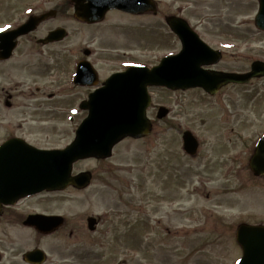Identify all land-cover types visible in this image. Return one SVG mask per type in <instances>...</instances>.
I'll return each mask as SVG.
<instances>
[{
    "label": "rangeland",
    "instance_id": "obj_1",
    "mask_svg": "<svg viewBox=\"0 0 264 264\" xmlns=\"http://www.w3.org/2000/svg\"><path fill=\"white\" fill-rule=\"evenodd\" d=\"M48 1L42 9L66 0ZM156 1L159 14L153 17L112 12L95 26L68 16L44 24L41 33L55 25L67 30L66 38L56 45L57 56L47 61L50 79L60 84L67 80L71 61L66 53L73 50L81 56L84 48L95 53V66L104 73L136 62L156 64L179 48L166 33L164 16L169 14L183 17L206 43L220 49L223 57L215 69L243 72L249 68V57L264 60V33L253 24L256 0ZM6 18L0 13V23ZM9 66L0 69V88L16 82L23 84L21 89L33 88V82L39 85L38 77L26 73L25 78L10 79L4 73ZM82 91L75 92V106ZM150 92L147 115L155 120L153 133L122 140L109 159L78 164L76 170L92 171L95 181L83 192L58 194V214L73 226H79L87 214L104 217L99 232L73 241L44 243L50 255L46 264H65L61 261L66 258L68 264H234L241 255L235 241L237 225L264 223V179L249 178L246 168V143L255 145L264 130V78L226 87L214 97L199 89L153 88ZM28 100L18 97L8 109L0 96V137L7 129L21 126L35 132L30 139L36 137L39 144L45 140L60 147L67 144V112L36 111L26 105ZM56 102L60 105V99ZM158 106L170 110L162 120L155 118ZM85 116L81 111L73 121L78 123ZM185 129L201 141L195 159L181 150ZM232 149L234 173L223 177L214 163ZM28 240L10 239L4 249L15 254L31 247ZM14 262L23 264L19 257Z\"/></svg>",
    "mask_w": 264,
    "mask_h": 264
},
{
    "label": "water",
    "instance_id": "obj_2",
    "mask_svg": "<svg viewBox=\"0 0 264 264\" xmlns=\"http://www.w3.org/2000/svg\"><path fill=\"white\" fill-rule=\"evenodd\" d=\"M76 19L93 23L101 21L108 10L117 9L131 14L152 11L156 6L152 0H72ZM32 18L11 35L26 34L41 21ZM171 31L181 42V51L174 56L164 57L157 66H131L124 72L116 73L107 79L105 86L92 93L83 102L81 109L88 115L76 131L74 140L62 150L41 151L26 145L20 140H11L0 147V203L13 204L18 198L29 196L42 190H63L68 186L85 188L90 181L89 173L71 176L72 164L80 159L110 157L112 148L123 138H141L150 132V122L146 108L150 97L147 86L166 87L171 90H186L200 87L213 95L228 83L243 84L252 77L264 76V64L254 62L245 74L222 73L202 69L218 62L220 54L209 49L178 18L167 19ZM255 25L264 31V0L255 17ZM64 31L58 29L49 34L44 42L58 41ZM2 58L6 57V55ZM88 63L78 64L75 82L88 80L92 84L93 73ZM168 110L160 107L157 118L165 117ZM183 149L194 155L197 141L190 132L182 137ZM254 175L264 174V140H261L250 160ZM34 220L38 227L54 228L62 223L61 218H49L46 222ZM43 219V218H42ZM92 230V219H88ZM236 242L242 256L235 264H264V226L241 224L237 228ZM39 252L25 255L26 260L40 262Z\"/></svg>",
    "mask_w": 264,
    "mask_h": 264
},
{
    "label": "flooded vegetation",
    "instance_id": "obj_3",
    "mask_svg": "<svg viewBox=\"0 0 264 264\" xmlns=\"http://www.w3.org/2000/svg\"><path fill=\"white\" fill-rule=\"evenodd\" d=\"M3 1H6V3H2ZM0 2V13L7 16V18L4 20V22L0 23V31H8L11 29H15L18 26H20L23 22H25L29 17L36 16V15H42V14H49L50 16L42 21L37 28L25 35L17 38L14 49L12 50L10 56L7 59H0V69L2 67L12 64V67L9 69L6 73L7 76H10L14 78L16 76L17 79L25 78L26 75H29L30 77H38L39 78V85H36L35 82H33V88L31 85L26 87V89H21V85L19 82H16L13 87L0 88V96L3 97L4 104L7 105L8 109H11L14 107L15 99L18 97H24L29 99L27 101V106H31V108L35 109L36 111L41 112H53L55 115L58 114H64V112H67V118H68V128L67 132L70 136V141L65 144L64 146L60 147L58 144H48L47 140L43 142L44 144H39L38 139L36 137L30 139L31 136H36L35 132H28L26 130H23L21 126L15 128V129H7L4 133L5 135L3 137H0V146L4 144L6 141L10 140H20L23 141L39 150H54V149H61L68 145L74 138L75 130L79 124L74 122V117L76 114L81 112L78 108L82 101L86 100L89 96V94L96 90L97 88H100L103 86L105 80L112 75L113 73L123 71L125 68L122 66H119L117 68H114L113 70H110L108 73L101 72L95 65V53L91 50H87L88 54L85 53L86 48L82 49L81 56L80 55H74V51L71 50L70 52L66 53L65 57L68 58V62L71 61L70 69L68 72V78L65 80L62 84L56 80L50 79V70L51 67L47 63L49 59H54L57 56V46L60 42H52V43H43L40 40L46 38V36L49 34L51 30L57 29L58 27H62L59 25H55L51 27L49 30L45 31L44 33H41L42 27L44 24L48 22H55L58 18L64 19L65 17H70L73 20V5L70 2V0H66L63 3H56L54 6L48 9H42L45 0H2ZM36 2H40L36 3ZM52 2V0H49L47 3ZM258 4V0H256ZM4 4V7H2ZM23 7V9L20 10V12L17 13L18 18L16 17V11ZM257 6V5H256ZM4 12V13H3ZM115 13L127 15L125 13H121L118 11H112ZM110 12H108L105 15V18L107 15H109ZM159 14V13H158ZM147 16H149L147 14ZM168 16H171V14L164 16L166 19ZM172 16H176L175 14ZM138 18V16H134ZM104 18L103 21L106 19ZM102 22L90 24L87 26H95L99 25ZM64 28V27H63ZM38 33H41L38 35ZM169 37H174L172 33L167 30L166 32ZM165 33V35H167ZM164 35V36H165ZM167 35V36H168ZM177 44H179L178 40L174 37ZM1 46V43H0ZM55 47V48H54ZM70 57H68V56ZM81 60H88L94 69L96 70V78L95 82L96 84L94 86H88V85H80L74 83V74L76 70V65ZM115 61L114 63H116ZM118 63V62H117ZM69 65V64H67ZM219 70V69H217ZM226 71V70H224ZM26 73V75H25ZM257 80H263L257 79ZM255 81V79L251 80L248 84ZM232 85H227L219 90V92L216 94V96L226 87H229ZM153 89V87L149 88V91ZM75 90V91H74ZM78 90H83L81 93V99H79L78 103H76V96L75 92ZM74 92L70 93L69 92ZM177 92V91H176ZM60 99V105L57 104L56 101ZM77 107V108H76ZM151 108V107H150ZM75 114V115H74ZM154 120L152 119V123ZM153 125L151 129V134L153 133ZM32 130L33 128L30 127ZM9 131V132H8ZM18 132V133H17ZM150 134V135H151ZM179 134V133H178ZM38 135V134H37ZM48 133L44 134L46 137ZM180 135V134H179ZM264 136V130L259 133L257 136V139H260ZM246 141H249V137L247 136ZM181 143V140H180ZM256 144V143H255ZM246 168L249 173V178L253 177L254 179H264V175L257 177L252 174L249 168V162L251 155L254 150V145H251L249 142L246 143ZM181 150L182 146L180 144ZM202 144L201 141L199 142L197 154H200ZM226 149V148H224ZM218 151V150H217ZM227 151V150H226ZM230 152L226 153L227 156H221L220 158L217 157V160L214 163L215 168H217L223 177L230 176L232 173H234V163L235 158L233 154V149L229 150ZM183 152V151H182ZM194 157L193 159L197 158ZM86 161H99L95 159H85L80 160L76 162L73 165L72 169V175H75L82 171H89V170H76V166L80 163L86 162ZM92 174V179L89 184V186L86 189L83 190H77L73 187H68L66 190H73L76 192L85 191L89 189L92 185V183L95 181L96 176L95 174L90 171ZM61 191V192H64ZM59 191H43L36 195L20 198L18 199L14 204L12 205H2L0 206V264L9 263V264H15L14 260L19 257L21 259V262L23 264H32L29 262H26L24 258V254L26 252L34 250V249H40L44 252L46 256H44V262L43 264L48 263L49 253L47 252V249H45L44 243L47 242H58V241H73L77 240L84 236H93L99 232V227L103 225L104 217L102 218L99 215H92L87 214L84 215L83 220L81 221L79 226H73L69 223L67 218H65L63 215L58 214L57 212V205H58V194L61 193ZM62 216L63 222L62 224L50 228V227H41L38 228L33 224L32 221H28V218H52ZM89 217H95L96 220L92 221V228L93 230H90L88 228L87 219ZM41 220V219H40ZM44 220V219H43ZM42 221V220H41ZM106 232V230H104ZM103 234H101L102 237ZM28 238V241H31V247H26L24 250L18 251L15 254H10V251H5V243L9 242L10 239L14 240H22ZM47 248V245H46ZM13 251V250H11ZM58 264V262H55ZM61 263L68 264V258L63 259Z\"/></svg>",
    "mask_w": 264,
    "mask_h": 264
}]
</instances>
